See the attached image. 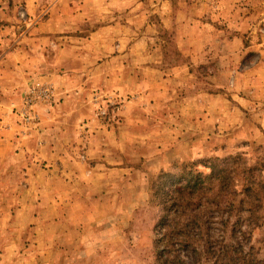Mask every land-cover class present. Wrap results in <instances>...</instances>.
I'll return each instance as SVG.
<instances>
[{
  "label": "rangeland",
  "instance_id": "1",
  "mask_svg": "<svg viewBox=\"0 0 264 264\" xmlns=\"http://www.w3.org/2000/svg\"><path fill=\"white\" fill-rule=\"evenodd\" d=\"M230 1L0 0V98L40 158L17 174L34 195L0 199V264H159L162 174L216 161L210 254L264 264V0Z\"/></svg>",
  "mask_w": 264,
  "mask_h": 264
},
{
  "label": "trees",
  "instance_id": "2",
  "mask_svg": "<svg viewBox=\"0 0 264 264\" xmlns=\"http://www.w3.org/2000/svg\"><path fill=\"white\" fill-rule=\"evenodd\" d=\"M209 168L211 171L208 175L194 169L173 176L162 174L159 191L164 196L162 202L166 205L167 213L154 229L159 264H188L182 256L190 258V264H202V261L237 264L231 245L219 251L214 258L208 248V228L204 218L209 207L204 208L206 203H202L203 197L212 191L210 181L217 182V197L227 191L232 183L228 169L221 162H212ZM249 260L252 259L249 257Z\"/></svg>",
  "mask_w": 264,
  "mask_h": 264
},
{
  "label": "crops",
  "instance_id": "3",
  "mask_svg": "<svg viewBox=\"0 0 264 264\" xmlns=\"http://www.w3.org/2000/svg\"><path fill=\"white\" fill-rule=\"evenodd\" d=\"M230 3L235 5L234 0L233 1L231 0ZM166 4L167 3H164V5ZM168 5H166V7H168ZM235 7H237V10H235ZM235 7H233L234 9L233 15H229V22H230L229 26L230 28H232V30H243L244 8H242V6H235ZM161 14L163 17H165L167 13L165 12V10H163ZM165 20L166 19H164V21ZM107 30H111V29L108 28ZM103 32H105V28ZM51 34H56V33H51ZM39 51L40 50H38V48H35L34 50L36 54H39ZM22 53L24 54V55L22 54L24 57L23 59H21L22 60L21 63L17 64V66L20 65V68L23 70L21 85L24 88L25 86L28 85L29 81L31 80L29 76L30 74L33 73L31 69L32 68L40 69V66H38L37 65L38 63H36L35 61L34 62L30 61V59L32 58L30 53L28 52L26 53L25 50H22ZM41 54H43V52ZM41 57L42 56L36 58L40 59ZM7 64H9V62H7ZM2 67L3 66L1 65L0 69ZM34 71H36V69H34ZM10 103L11 102L8 103L5 100V98L4 99L0 98V199L3 198L8 199L9 197L12 196L20 197V195H22L23 197L25 191H27V193L30 195L31 194L34 195V191L32 190V187L28 186L30 188L28 187L25 188L26 186L24 187V185L25 183L30 185L35 180V177L30 173H27V176L24 175L18 176L17 174L19 173L18 169L21 166H24L23 165L24 163L26 164V162H28V165H32L34 162L33 160H40L38 156L33 157L32 159V156L28 155L31 148H29V146L28 147L26 146L27 139L23 140V137L20 138L22 131L21 128L16 124V122H14L15 116H12L11 114ZM44 132L49 133L46 130ZM42 156H46L49 161L53 159V156L48 153L42 154ZM21 158L23 159L26 158V159L25 161H23V159ZM27 158H29V160H32V162L28 161ZM14 170L16 171L14 172ZM14 184L16 186V189H14Z\"/></svg>",
  "mask_w": 264,
  "mask_h": 264
},
{
  "label": "built area",
  "instance_id": "4",
  "mask_svg": "<svg viewBox=\"0 0 264 264\" xmlns=\"http://www.w3.org/2000/svg\"><path fill=\"white\" fill-rule=\"evenodd\" d=\"M48 90L45 89L43 91H41L40 94H42L44 97L48 95ZM31 101V100H30ZM27 110H25L23 113H22V117H24L26 120H31V117L29 116V114L26 112Z\"/></svg>",
  "mask_w": 264,
  "mask_h": 264
}]
</instances>
